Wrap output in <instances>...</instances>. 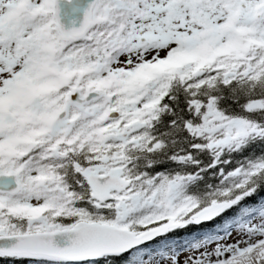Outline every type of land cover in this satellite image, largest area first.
I'll return each mask as SVG.
<instances>
[{
  "label": "snow or ice",
  "instance_id": "snow-or-ice-1",
  "mask_svg": "<svg viewBox=\"0 0 264 264\" xmlns=\"http://www.w3.org/2000/svg\"><path fill=\"white\" fill-rule=\"evenodd\" d=\"M57 5L0 0V264H264V0Z\"/></svg>",
  "mask_w": 264,
  "mask_h": 264
},
{
  "label": "water",
  "instance_id": "water-1",
  "mask_svg": "<svg viewBox=\"0 0 264 264\" xmlns=\"http://www.w3.org/2000/svg\"><path fill=\"white\" fill-rule=\"evenodd\" d=\"M91 0H58V20L64 30L78 28Z\"/></svg>",
  "mask_w": 264,
  "mask_h": 264
},
{
  "label": "trees",
  "instance_id": "trees-1",
  "mask_svg": "<svg viewBox=\"0 0 264 264\" xmlns=\"http://www.w3.org/2000/svg\"><path fill=\"white\" fill-rule=\"evenodd\" d=\"M256 151H257V154H258L259 153V150L257 149ZM207 227H211V224H209V225L204 224V225H201L199 227H197V226H190V227H188L185 230L177 231V232L173 233V235L174 236H184V235L190 234L192 232L199 231L201 228H207Z\"/></svg>",
  "mask_w": 264,
  "mask_h": 264
},
{
  "label": "rangeland",
  "instance_id": "rangeland-1",
  "mask_svg": "<svg viewBox=\"0 0 264 264\" xmlns=\"http://www.w3.org/2000/svg\"><path fill=\"white\" fill-rule=\"evenodd\" d=\"M161 264H164V262H163V261H161Z\"/></svg>",
  "mask_w": 264,
  "mask_h": 264
}]
</instances>
